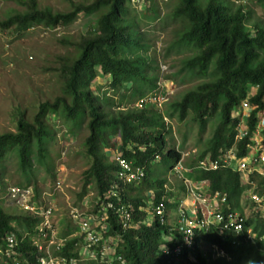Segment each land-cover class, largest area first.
Segmentation results:
<instances>
[{
    "label": "trees",
    "instance_id": "16d2710c",
    "mask_svg": "<svg viewBox=\"0 0 264 264\" xmlns=\"http://www.w3.org/2000/svg\"><path fill=\"white\" fill-rule=\"evenodd\" d=\"M11 1L22 9L14 10L7 18L0 20V30L12 28L18 35L35 26L48 29L66 26L81 13L95 16L93 24L78 40H62L73 47L75 54L73 58L62 57L56 69L61 84L60 95L52 101L39 102L30 120L19 111L15 130L0 133V162L8 154H15L19 170L24 176L23 183L19 181L13 185L30 186L34 162L43 164L46 171L52 177L55 176L53 159L48 149L53 140V130L47 118L58 115L70 134L80 129L85 121L88 129L83 146L90 166L84 172V183L76 196L77 202L91 188L95 191V198L104 201L108 189L119 183L115 175L116 155L144 167L146 176L136 186H122L120 183L124 189L117 191V198L110 199L115 205L131 203L134 208L145 206L147 198L144 193L148 190L155 193L156 201L165 193L174 197V192H165L163 188L166 178L155 177L151 168L156 164L154 160L157 156L161 162H166L165 171L180 157L178 150L166 147L169 129L164 120V110L146 104L140 108H121L124 102L132 104L159 89L156 83L158 77L150 74L157 67L155 59L147 54L148 44L136 29L134 16L130 17L131 0L71 3L67 12L39 7L37 0ZM173 1L175 4L170 17L173 22L179 23L175 45L192 50L190 56L181 60V66L173 75L175 77L177 73L185 72L186 76L202 80L179 100L167 105L165 114L169 118L177 114L178 119L183 120L190 113L200 131L209 119L217 116L218 124L200 156L207 152L215 155L220 148H227L233 142L238 119H233L231 114L246 96L248 86L256 87L250 103L260 108L263 105L264 26L258 22L253 26L246 24L249 15L244 4L235 5L224 0ZM256 1L264 7V0ZM136 2L144 5L141 10L143 18L158 17L154 0ZM98 74L105 78L112 96H106L105 93L100 95L93 89ZM116 94L120 96L117 104L113 99ZM112 105L117 109L111 111L108 107ZM253 122L254 111L249 121L250 128ZM109 136H117L116 141L114 139L110 143L117 147L112 161L104 153V148L110 145ZM247 140L239 143L240 154H243L242 144ZM184 142L185 139L182 145ZM188 176L208 179L210 190L226 192L231 203L236 202L241 190L238 175L228 169ZM33 190L37 196L42 192L36 186ZM108 214L114 218L111 210ZM135 217L144 219L145 213L137 211ZM34 222L24 213H10L0 206V247L4 246L8 234L20 241L22 232L32 231ZM111 224L114 230L118 227L115 219ZM258 225H262L264 230V222ZM168 233V226L157 219H153L150 225L143 223L138 229L124 233L121 250L125 260L123 264H175L173 258H163L158 251L159 240ZM212 235L207 233L200 236L219 245L226 257L210 260L197 251L196 261L184 254L176 264H260L264 260V242L235 245L230 239L232 236L221 242ZM20 251L33 262L35 251L27 239L20 242Z\"/></svg>",
    "mask_w": 264,
    "mask_h": 264
},
{
    "label": "rangeland",
    "instance_id": "374dc122",
    "mask_svg": "<svg viewBox=\"0 0 264 264\" xmlns=\"http://www.w3.org/2000/svg\"><path fill=\"white\" fill-rule=\"evenodd\" d=\"M39 7H49L54 12H67L71 3H87L91 0H37ZM231 3L232 0H224ZM158 17L145 19L141 14L144 5L136 0L130 2V17L134 16L136 29L143 41L148 44L147 54L155 59L156 68L150 74L158 77V91H153L147 95L165 98L166 104L162 103L153 106L158 110H164L163 115L169 132L166 133L167 145L180 152H189L197 157L206 147L217 124V116L209 119L202 131H200L197 121L192 119V114H188L183 120H179L177 114L169 118L165 114L167 105L179 100L184 93L194 88L202 79L186 76L185 72L174 73L181 66V60L190 56L192 50L187 47L175 45L179 23L173 22L171 12L175 2L172 0H154ZM237 5V2H233ZM22 8L11 0H0V20H4L14 10ZM245 10L248 12V26H253L255 22L264 26V7L256 0L247 1ZM95 16L80 14L72 23L55 29L35 26L28 29L22 35H18L11 29L0 30V133L13 132L17 120V114L22 112L26 119L30 120L36 113L39 102L52 101L60 95L61 84L56 69L61 64V58H73L75 50L62 40L74 42L88 30L93 24ZM137 20V21H136ZM149 74V75H150ZM93 89L100 95L112 96L106 85L105 78L98 74L94 81ZM252 87L247 88L246 93L253 92ZM127 94H129L127 92ZM115 104L120 100L118 94L113 95ZM161 101V100H160ZM134 103H123L122 109L135 106ZM151 103V104H150ZM114 104V105H115ZM154 104V103H153ZM114 105L108 107L111 111L117 108ZM139 108V107H138ZM53 130V140L49 143L48 149L52 156L55 176L52 177L43 164L34 162V168L30 175V186L37 187L42 192H52L54 199L59 206V213L64 212L68 204L77 202L76 196L81 192L84 183V172L90 166V159L85 154L83 143L88 135L86 121L74 134L66 131L63 121L58 115L47 118ZM117 136H109V144L116 141ZM185 139L182 145V140ZM182 146V147H181ZM116 146L109 145L104 148V153L113 160L117 150ZM192 154V155H191ZM187 158V157H184ZM166 162H157L152 165L153 175L167 179V188L177 192L176 196H183L182 183L179 177L171 172L165 171ZM0 206L10 213H22L6 199V190L16 182L24 181L15 154H8L0 162ZM90 191L95 194L93 188ZM135 192V191H134ZM89 194V192H87ZM92 194V195H93ZM204 252L210 249L208 245L202 244ZM4 258V257H2ZM1 264V262H0Z\"/></svg>",
    "mask_w": 264,
    "mask_h": 264
},
{
    "label": "built area",
    "instance_id": "2783aa9c",
    "mask_svg": "<svg viewBox=\"0 0 264 264\" xmlns=\"http://www.w3.org/2000/svg\"><path fill=\"white\" fill-rule=\"evenodd\" d=\"M251 93L241 100L232 111L231 117L238 119L235 126L233 142L227 148H220L216 156L206 155L199 159L195 168L202 171L230 169L239 174L241 211L231 209L227 204V194L219 191L210 192L207 180H190L183 177L189 171L179 161L172 167V173L182 179L187 191L186 201L178 205L177 230L184 234L185 242L190 243L195 229H208L211 225L218 234L230 232L237 236L255 241H264V233L258 235L248 219H264V98L260 108L250 103ZM161 100V101H160ZM167 99L147 95L135 103L136 107L152 101L161 105ZM154 103V104H153ZM254 111V122L249 127L251 113ZM242 144L243 154H240L239 143ZM158 158V157H156ZM116 178L119 183L113 184L105 193L104 201L96 199L90 189L78 202L68 204L65 213H59V206L52 192H41L38 196L31 186H9L6 199L20 209L26 216L34 219L32 231L22 232L19 241L15 236H5V243L0 247V262L4 264H123L121 254L124 233L138 229L140 224L150 225L153 219L164 222L165 204L163 201L154 202L155 193L146 191V205L137 208L131 203L115 205L111 198L118 197L122 186L139 185L146 176L145 168L134 165L131 161L116 155ZM121 183L122 186L119 184ZM93 194V195H92ZM113 217L109 216V211ZM137 211L144 212L145 218H136ZM112 219V220H111ZM115 219L118 225L115 230L111 222ZM113 229V230H112ZM172 229H170L171 231ZM24 239L34 249L32 260L20 251V242ZM165 253L170 251L162 245ZM175 253L181 252L176 246ZM20 253V254H19ZM26 254V253H25ZM23 255V256H22ZM4 257V258H2Z\"/></svg>",
    "mask_w": 264,
    "mask_h": 264
},
{
    "label": "clouds",
    "instance_id": "9594fccd",
    "mask_svg": "<svg viewBox=\"0 0 264 264\" xmlns=\"http://www.w3.org/2000/svg\"><path fill=\"white\" fill-rule=\"evenodd\" d=\"M232 2H234V3L237 2V5L238 4H244L245 5V3L247 1L232 0ZM186 153L187 154L185 156V153L183 154V152H180L179 159L170 167L168 172L172 173V167L177 162L180 161L182 163V165L189 170V171H186V172L183 173V177H186V178H188V179H190L192 181L193 180H196V181H198V180H207L208 181V179H195V178H193V176L192 177L188 176V174H193V175L197 176L198 173L213 172V171L198 170V169L195 168V166H196L197 161L199 159H201L202 157H204L206 155L216 156V154L212 155L210 152H207L203 156H200V155H198L197 157L192 156V159H190V158H188V157H190V156H188V155H190L189 152H186ZM184 157H187V158H184ZM159 161H160L159 158H155L154 163H157ZM219 170H221V169H219ZM228 170H230V169H228ZM215 171H217V170H215ZM230 171H232V170H230ZM234 173H236V172H234ZM236 174L238 175L239 186H240V188L242 190L243 187L240 185L239 174L238 173H236ZM179 179H180V181L182 183V188H184V189H182L183 190L182 191L183 196L182 197L176 196L177 192L175 190L173 191V189L167 188V186H166L167 179H166L165 182L163 183V188H164L165 192H171L172 191V192L175 193V195H174V197L173 196L171 197V196H168L165 193L162 196V198H160V200H159V201H163V203L165 204L164 222L163 223L160 222V223L161 224H166L168 226V228H169V233L168 234H164L162 236V238L158 242V251L163 256V258H168V257L173 258L174 259V263L176 264L177 262L179 263L181 256L183 257L184 254H185V256H187V258H190L192 261H196V259H197L195 257L196 252L197 251L200 252V253L203 252V249H201V247H200V246H202V244L208 245V247L210 249L207 253L204 252L203 257H205L206 259L215 260V259H217L219 257H226V253L224 252V250L221 247H219V245H217L215 242H208L205 238L200 236L201 234H207V233L213 234L212 236L218 238L219 241H221V242H224L225 240L228 239V237L232 236L230 239H233L232 243L235 244V245L236 244L237 245H241L242 242H250L253 245H255L257 242H264L261 239H256L255 241H250V240L244 238V236H237V235H234V234H232L230 232H224L223 234H218L217 231H216V228H214L213 225H211V227H209L208 229H195L193 237H192V240L190 241V243L185 242V240L183 239V235L184 234L180 233L176 229L177 226H178V223H177V221H178V212H177L178 205L180 203H183L187 207L189 206L187 201H186V198L188 196H187V191H186L185 185L183 184L182 179L180 177H179ZM208 183H209V181H208ZM208 190L210 192H212V193L215 192V191H211L210 190L209 184H208ZM241 190H240V193H241ZM216 191H219V190H216ZM219 192L226 193V192H223V191H219ZM240 193L238 195V198H237L236 202H234V203H231L229 201L228 194L226 193L227 194V204H228V206L231 209H236V210L241 211V207H240V204H239ZM159 201H156V197H155L154 202L158 203ZM261 222L263 223L264 219L253 220L252 218H250V219H248L247 224H252L253 230L255 232H257L258 235H261V234L264 233V230L261 228L262 225L261 226L258 225V223H261ZM170 229H172V230L170 231ZM162 245H164L170 251V253L163 252ZM176 246H180L181 247V252H179V253L173 252V250H174V248ZM227 259L229 260L228 257H227ZM242 264H251V263L245 262V263H242ZM260 264H264V260L261 261Z\"/></svg>",
    "mask_w": 264,
    "mask_h": 264
}]
</instances>
